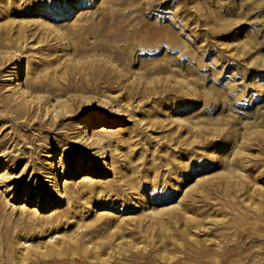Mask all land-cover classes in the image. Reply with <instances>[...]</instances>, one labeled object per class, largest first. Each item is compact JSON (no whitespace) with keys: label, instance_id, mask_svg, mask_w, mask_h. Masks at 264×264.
Returning a JSON list of instances; mask_svg holds the SVG:
<instances>
[{"label":"rangeland","instance_id":"obj_1","mask_svg":"<svg viewBox=\"0 0 264 264\" xmlns=\"http://www.w3.org/2000/svg\"><path fill=\"white\" fill-rule=\"evenodd\" d=\"M0 264H264V0H0Z\"/></svg>","mask_w":264,"mask_h":264},{"label":"bare ground","instance_id":"obj_2","mask_svg":"<svg viewBox=\"0 0 264 264\" xmlns=\"http://www.w3.org/2000/svg\"><path fill=\"white\" fill-rule=\"evenodd\" d=\"M135 31V30H134ZM135 32H138V29L135 31ZM128 34V33H127ZM148 34V33H147ZM130 35V34H128ZM136 35V34H135ZM153 36V34H150ZM121 36V35H120ZM142 36V35H141ZM151 36V37H152ZM155 36V35H154ZM157 36V35H156ZM122 37V36H121ZM125 37V36H123ZM119 38V37H117ZM129 38V37H128ZM124 39V38H122ZM127 39V38H126ZM149 39V38H148ZM128 40H131V39H128ZM151 40V39H150ZM127 41V40H126ZM153 41V40H152ZM129 42V41H128ZM128 46V45H127ZM107 52V51H106ZM110 52V51H109ZM117 53V52H116ZM115 53V54H116ZM121 53V52H120ZM21 65V64H20ZM19 65V68L21 67ZM100 64L99 63H94L92 65H90V67L87 68V70L91 73H96V72H101L100 69ZM18 68V69H19ZM110 69V68H109ZM103 70V69H102ZM106 71H107V68H106ZM111 71V70H110ZM108 71L105 75V81H111L113 78L109 77L108 73L110 72ZM101 73H104V72H101ZM116 73V72H114ZM89 74V73H88ZM97 74V73H96ZM105 74V73H104ZM111 74V73H110ZM114 75V74H113ZM116 75V74H115ZM98 76V75H96ZM100 76V74H99ZM102 77H103V74H102ZM114 77V76H113ZM116 77V76H115ZM100 78V77H99ZM115 80V79H114ZM113 80V82H114ZM119 80H120V77H119ZM121 81V80H120ZM25 82V81H24ZM119 82V81H118ZM23 83V82H22ZM109 83V82H108ZM74 84V83H73ZM111 84V82H110ZM45 81H43L42 79H34V80H31L28 84H26V88L29 89L30 91H36V90H42L44 87H45ZM112 85V84H111ZM119 85V84H118ZM71 86V85H70ZM27 95L28 92L26 91H23V90H18L14 96L10 97V98H6L4 100V102L7 104V106L13 111V113L15 114V117H16V120L26 116L27 120V124L25 126H28L31 122H32V126L31 127H35V126H39V128H43L47 125H54L56 126V124H59V120L58 122L56 123V121H54L53 118H59L61 117V115L59 114V109H58V106H55V108L53 109H49V108H46L45 110V115H49V120H53V121H47L45 122L44 124L40 121V120H35L37 118L36 114H37V111L38 110H41L42 109V105H46V101L43 100L40 96H38L36 98L37 100V103L34 102V101H27L26 98H27ZM44 102V103H43ZM11 112V111H9ZM40 116V115H39ZM52 116V118H51ZM64 116V115H63ZM35 117V119H34ZM23 118V119H24ZM39 118V117H38ZM64 118V117H63ZM60 119V118H59ZM63 121V120H62ZM89 139H86L85 142H88V145L90 147H93L94 145H96L97 143L94 142V141H88ZM103 149V148H102ZM104 165L105 162L103 163ZM108 165V164H107ZM62 191V190H61Z\"/></svg>","mask_w":264,"mask_h":264}]
</instances>
